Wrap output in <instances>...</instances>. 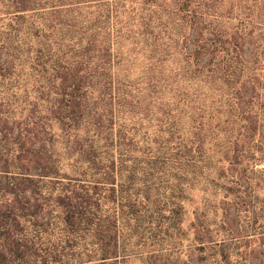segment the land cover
Returning a JSON list of instances; mask_svg holds the SVG:
<instances>
[{"label":"trees","instance_id":"obj_1","mask_svg":"<svg viewBox=\"0 0 264 264\" xmlns=\"http://www.w3.org/2000/svg\"><path fill=\"white\" fill-rule=\"evenodd\" d=\"M221 2L0 0V264L229 257L205 227L254 210L264 30L210 28Z\"/></svg>","mask_w":264,"mask_h":264},{"label":"rangeland","instance_id":"obj_2","mask_svg":"<svg viewBox=\"0 0 264 264\" xmlns=\"http://www.w3.org/2000/svg\"><path fill=\"white\" fill-rule=\"evenodd\" d=\"M218 6L219 7L216 13L217 17L212 16L207 19V21H210V24H208L210 28L220 25L221 30L225 31V33L234 32L235 28L238 26L240 18H243V16H241L243 14L247 15V21L243 23V26L246 25L245 23L249 22V26L251 27V24H253L252 26L257 31L262 29L264 30V0H223V2L219 3ZM104 7L106 10V6ZM242 11L244 13H241ZM153 12V9H151L149 14H152ZM134 16L136 17V15ZM8 22L9 20L7 19L1 20L0 24H7ZM161 26H163V24L155 25V27ZM157 30L158 28H156L155 31ZM114 33H116L115 30H112V38H114ZM118 40V37H116L115 41ZM179 44L181 45V41ZM142 58L141 52H134V62L129 66L131 76L138 77L137 74L141 71L139 63L142 62ZM122 67L123 66L121 65V68ZM260 93L262 94V91H260ZM256 167L260 168L261 165ZM261 170L262 169L255 170V172L251 173L254 178V187L251 190L250 198L246 199V205H252V209L254 210L251 209L252 211L246 213L244 211L246 206L243 205L237 208L235 212L234 207L232 206V209L230 208L229 211V218L231 219H229L228 224L223 223L221 220L222 210L218 207L220 204L215 205L216 215L215 212L212 213L210 211L211 209L208 210L211 223L205 227L207 228L206 231L213 240H224V247L226 250L228 249V252H230L229 257L225 261L224 259L221 261L217 256L216 264H264V183H262L264 172H261ZM192 199L196 201V197L194 195ZM242 203L245 204L243 200ZM193 207V204L189 205L186 203L184 209L182 210L183 221L181 225L183 228L180 230L179 236L183 244H186V242L191 238V229L188 228V226L193 218ZM255 213L257 215H254ZM149 250L151 249L149 248ZM190 253L191 252H189V255ZM183 255L184 258L187 257L186 249H183V254L179 258L180 260H182L181 258ZM190 257L194 262H196L195 264H215L213 257H206V259H203L205 255L200 253L193 252ZM136 261L137 263L139 262L138 260Z\"/></svg>","mask_w":264,"mask_h":264}]
</instances>
